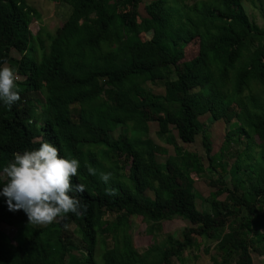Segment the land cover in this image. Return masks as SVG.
I'll return each instance as SVG.
<instances>
[{
	"label": "trees",
	"instance_id": "obj_1",
	"mask_svg": "<svg viewBox=\"0 0 264 264\" xmlns=\"http://www.w3.org/2000/svg\"><path fill=\"white\" fill-rule=\"evenodd\" d=\"M51 1L67 6L68 15L46 35V53L35 58L32 41L40 49L42 42L28 26L38 12L25 0H0V67L7 62L16 70L20 92L11 109L0 102V191L13 154L50 142L62 157L79 160L73 185L83 183L85 192L72 195L87 212L34 225L22 210L10 212L0 196V226L14 229L12 237L0 230V264H68L70 258L77 264L181 263L184 253L202 246L196 238L222 229L228 235L202 246L210 264L263 257L264 29L242 8L243 1L258 0H151L143 18L137 13L142 0H130L126 12L117 10L119 0ZM194 39L197 55L181 62ZM147 83L162 85L164 95ZM231 105L238 111L212 155L199 118L220 121ZM149 123L172 148L162 161ZM197 135L203 157L178 144H191ZM86 165L97 174L89 175ZM101 173H111L108 184ZM192 175L218 187L205 200L207 210L197 209ZM133 217L152 236L142 252L129 233ZM174 218L188 224L180 238L167 235L157 243L154 228ZM107 241L96 254L97 243Z\"/></svg>",
	"mask_w": 264,
	"mask_h": 264
},
{
	"label": "rangeland",
	"instance_id": "obj_2",
	"mask_svg": "<svg viewBox=\"0 0 264 264\" xmlns=\"http://www.w3.org/2000/svg\"><path fill=\"white\" fill-rule=\"evenodd\" d=\"M27 4L33 7L39 14V20L32 21L28 29L31 32L32 36H38V38L42 42V49L39 48V44L34 40L32 41L34 49V57L38 58L40 54L46 53L48 41L46 40V35L51 34L56 28L60 27L66 16L68 15V7L59 3L53 2L51 0H25ZM151 0H142V2L138 5L137 13L139 17H145V13L143 10L144 4ZM178 1V0H177ZM195 0H184L185 4H191ZM203 1V0H201ZM130 0H119L117 2V10L119 12H126L129 10ZM242 8L244 9L245 14L249 18V20L255 24L259 29H264V0L253 1L251 4L247 2H242ZM151 36V33H142L140 34L141 40H148ZM198 51V40L194 39L189 42L185 48L183 53V58L181 62H186L191 60L197 55ZM12 57L17 58V56L11 53ZM149 88V90L155 95L163 96L165 93L164 87L162 85H155L147 83L145 85ZM31 99H34L31 97ZM39 102H42V99L38 98ZM39 111V109H38ZM238 109L236 106L231 105L225 115L222 117L220 121L208 124L209 122L206 120V117H200L199 121L204 123L207 126V132L210 137L211 142V154H216L219 151V148L222 144L224 134L230 128V124L234 121V116L236 115ZM37 112V111H36ZM40 113V111H39ZM38 113V114H39ZM38 121L39 118H37ZM208 122V123H207ZM148 134L151 140L158 145L160 148L164 150V152H160L157 154L158 160L162 161L166 156L172 154V148L163 142H161L155 135L157 130V126L155 123L148 124ZM174 134V132H173ZM39 140V139H38ZM179 146L183 150L194 152L203 157V151L200 146V136L197 135L194 138L193 143L191 144H181ZM233 149V146H231ZM232 158L227 160V165L230 166L232 163ZM202 163L204 167L207 166L206 161L202 158ZM193 178V192L196 199L197 209L199 210H207V204L205 200L207 199L209 193L211 191L216 190L218 187L216 184L207 178H196L192 175ZM150 196V193H147ZM222 197H219L218 200H222ZM129 233L132 237V242L134 247L142 252L149 245L152 244V236L148 235L146 231V224L140 217H133L129 220ZM43 226V225H42ZM188 226L185 221H182L178 218H174L169 221H164L158 224L157 229L154 228V233L157 231L156 242L160 243L165 239V237L172 236L173 238H180L181 230ZM0 230L3 231L7 236L12 237L14 235V229L11 227H6L1 225ZM264 231V229H263ZM228 235L227 231L224 229L217 232L212 238L207 239L205 237L196 238L197 243H200L202 246H213L215 242L222 236ZM108 247L110 243L107 241L102 246L97 243L96 246V254L100 253L104 246ZM202 246L198 249L191 250L183 254V261L181 263L173 261V264H210L209 255H206L202 252ZM212 254V251L209 253ZM252 264H264V256L257 257L255 255H251ZM68 264H77L76 258H70Z\"/></svg>",
	"mask_w": 264,
	"mask_h": 264
},
{
	"label": "clouds",
	"instance_id": "obj_3",
	"mask_svg": "<svg viewBox=\"0 0 264 264\" xmlns=\"http://www.w3.org/2000/svg\"><path fill=\"white\" fill-rule=\"evenodd\" d=\"M16 70L7 62L0 67V102L9 109L20 100ZM89 175L97 170L86 165ZM80 162L76 158H64L59 149L50 142H41L36 150H25L13 154V159L3 167L6 184L0 196L6 198L10 212L22 210L29 224L49 225L64 220L68 214L82 215L87 212V204L72 195L82 194L85 185H73L78 175ZM101 180L108 184L111 173H101ZM107 195H115V190L106 188Z\"/></svg>",
	"mask_w": 264,
	"mask_h": 264
}]
</instances>
